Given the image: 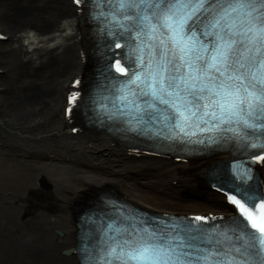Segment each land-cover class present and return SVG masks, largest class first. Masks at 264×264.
<instances>
[{"label":"snow or ice","instance_id":"snow-or-ice-1","mask_svg":"<svg viewBox=\"0 0 264 264\" xmlns=\"http://www.w3.org/2000/svg\"><path fill=\"white\" fill-rule=\"evenodd\" d=\"M87 2L90 19L110 38L97 73L107 87L91 98L72 91L65 113L83 99L129 131L156 124L152 131L168 141H227L244 159L264 156V0ZM240 171L247 179L248 169ZM236 192L240 199L232 190L226 199L239 215L221 222L212 213L93 220L72 250L78 264H264V213L250 211L264 208V193L251 184Z\"/></svg>","mask_w":264,"mask_h":264},{"label":"bare ground","instance_id":"bare-ground-1","mask_svg":"<svg viewBox=\"0 0 264 264\" xmlns=\"http://www.w3.org/2000/svg\"><path fill=\"white\" fill-rule=\"evenodd\" d=\"M0 31V264H73L60 252L71 239L69 205L92 184L155 207L222 206L197 158L131 154L106 136L63 129V91L80 60L69 0H0ZM172 178L199 195L184 196Z\"/></svg>","mask_w":264,"mask_h":264},{"label":"water","instance_id":"water-1","mask_svg":"<svg viewBox=\"0 0 264 264\" xmlns=\"http://www.w3.org/2000/svg\"><path fill=\"white\" fill-rule=\"evenodd\" d=\"M61 252H64V250H63V249H61Z\"/></svg>","mask_w":264,"mask_h":264},{"label":"rangeland","instance_id":"rangeland-1","mask_svg":"<svg viewBox=\"0 0 264 264\" xmlns=\"http://www.w3.org/2000/svg\"><path fill=\"white\" fill-rule=\"evenodd\" d=\"M47 219V218H46ZM48 220V219H47Z\"/></svg>","mask_w":264,"mask_h":264}]
</instances>
